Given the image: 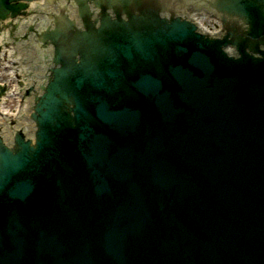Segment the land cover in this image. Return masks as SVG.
I'll list each match as a JSON object with an SVG mask.
<instances>
[{
    "label": "water",
    "instance_id": "obj_1",
    "mask_svg": "<svg viewBox=\"0 0 264 264\" xmlns=\"http://www.w3.org/2000/svg\"><path fill=\"white\" fill-rule=\"evenodd\" d=\"M151 1L76 0L86 31L64 17L67 27L59 20L43 36L56 51L59 92L38 98L39 134L75 101L94 121L48 138L0 195V264H264V61L225 57L228 40L211 48L188 30L166 31L162 75L141 64L116 74L129 96L68 95L116 49L130 62L132 48L119 41L160 48L142 34L111 37V10L136 30L162 26L131 15ZM217 10L244 21L250 42L264 38V0H217ZM3 147L0 168L12 165Z\"/></svg>",
    "mask_w": 264,
    "mask_h": 264
}]
</instances>
